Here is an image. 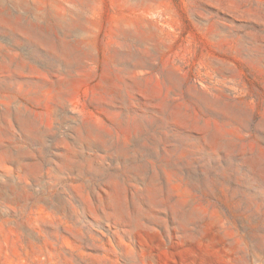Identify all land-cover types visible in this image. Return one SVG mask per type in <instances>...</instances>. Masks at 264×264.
I'll return each instance as SVG.
<instances>
[{"label":"rangeland","instance_id":"374dc122","mask_svg":"<svg viewBox=\"0 0 264 264\" xmlns=\"http://www.w3.org/2000/svg\"><path fill=\"white\" fill-rule=\"evenodd\" d=\"M0 264H264V0H0Z\"/></svg>","mask_w":264,"mask_h":264}]
</instances>
